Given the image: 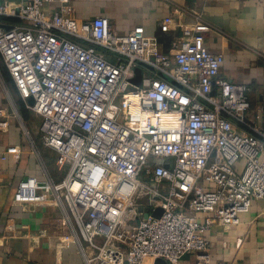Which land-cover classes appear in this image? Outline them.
I'll use <instances>...</instances> for the list:
<instances>
[{
  "label": "built area",
  "instance_id": "obj_1",
  "mask_svg": "<svg viewBox=\"0 0 264 264\" xmlns=\"http://www.w3.org/2000/svg\"><path fill=\"white\" fill-rule=\"evenodd\" d=\"M71 12L70 0H0V55L62 175L24 177L14 204L58 208L44 233L85 264H212L207 232L264 201V97L254 107L249 86L219 78L202 22L164 54L142 26L119 34Z\"/></svg>",
  "mask_w": 264,
  "mask_h": 264
},
{
  "label": "crops",
  "instance_id": "obj_2",
  "mask_svg": "<svg viewBox=\"0 0 264 264\" xmlns=\"http://www.w3.org/2000/svg\"><path fill=\"white\" fill-rule=\"evenodd\" d=\"M70 2L72 18L82 22L106 16L119 34L142 26L154 37L160 23L167 31L180 28L182 33L184 27L202 22L211 29L205 35L206 46L221 56L219 78L249 86L254 107L264 97V0ZM4 117L10 125L0 131V264H85L75 246L63 247L56 234L44 233L50 223L61 224L58 208L19 207L13 202L24 177L42 180L45 171L59 181L62 175L55 155L42 145L40 118L26 108L0 55V119ZM13 147L20 155L7 153ZM207 239L212 264H264V201L242 216L238 226L228 231L212 227ZM180 264H195V255H186Z\"/></svg>",
  "mask_w": 264,
  "mask_h": 264
},
{
  "label": "water",
  "instance_id": "obj_3",
  "mask_svg": "<svg viewBox=\"0 0 264 264\" xmlns=\"http://www.w3.org/2000/svg\"><path fill=\"white\" fill-rule=\"evenodd\" d=\"M11 26L1 24L0 23V29H5L9 30ZM154 37L157 40L158 46H159V51L164 54L170 53L177 45V42L179 41L181 37V29L177 28L174 31H167L164 28V24L160 23L158 24L157 31L154 33ZM142 82V70L141 68H136L135 70V78L133 79V83L135 85H140ZM29 104L33 105V100L29 99ZM154 163L156 165H166L167 161L164 159H155ZM140 212H144V210L141 208ZM163 210L162 209H157L152 217L154 218H160L162 216ZM149 214L148 212L144 213V218H148ZM153 264H169L166 260L164 259H156Z\"/></svg>",
  "mask_w": 264,
  "mask_h": 264
},
{
  "label": "rangeland",
  "instance_id": "obj_4",
  "mask_svg": "<svg viewBox=\"0 0 264 264\" xmlns=\"http://www.w3.org/2000/svg\"><path fill=\"white\" fill-rule=\"evenodd\" d=\"M71 3V2H70ZM71 15V14H70Z\"/></svg>",
  "mask_w": 264,
  "mask_h": 264
},
{
  "label": "trees",
  "instance_id": "obj_5",
  "mask_svg": "<svg viewBox=\"0 0 264 264\" xmlns=\"http://www.w3.org/2000/svg\"><path fill=\"white\" fill-rule=\"evenodd\" d=\"M3 19H5V18H3Z\"/></svg>",
  "mask_w": 264,
  "mask_h": 264
}]
</instances>
